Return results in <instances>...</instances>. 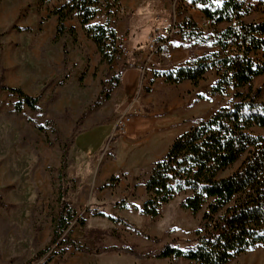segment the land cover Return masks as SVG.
I'll list each match as a JSON object with an SVG mask.
<instances>
[{
    "label": "rangeland",
    "instance_id": "obj_1",
    "mask_svg": "<svg viewBox=\"0 0 264 264\" xmlns=\"http://www.w3.org/2000/svg\"><path fill=\"white\" fill-rule=\"evenodd\" d=\"M65 1L47 0L40 5V0H0V78L8 87L39 97L37 112L24 107L17 113L13 108L17 98L0 92V198L4 205L0 206V264H26L48 246L58 209L61 147L69 141L72 143L64 171L66 200L78 218L85 221L83 227L76 222L70 225L67 232L74 240L91 249L133 247L141 254L176 240V246L185 250L193 245L201 214L192 215L181 209L184 196L179 195L161 207L158 218L142 216L140 210L146 199L143 181L176 138L190 132L218 109L230 107L233 91L228 90L225 96L212 95L217 77L211 71L197 86L193 101L189 97L190 89L178 85L160 83L151 92L149 81L157 66H150L149 56L144 52L152 51L150 38L156 32L163 36L162 29H168L173 23L177 26L190 19L205 34L211 33L210 25L193 8L192 0H120L115 6L112 0L102 1L95 23L107 24L114 30L118 27L119 33L123 31L128 36L132 34L131 27L136 30L133 42L142 36L135 48L122 47L113 71L105 65L101 69L102 65L95 62L97 53L93 55L86 46H75L77 40L75 43L70 36L54 39L57 18L49 13ZM245 2L251 7L245 20L264 21V0ZM64 26L74 28L76 38L83 36V40H88L75 19L66 20ZM222 28L224 25L218 27ZM171 36L167 40L170 45L191 48L183 56L184 63L187 57L193 59L212 51L205 45L182 39L176 32ZM64 46L68 52L66 64L62 63ZM82 56L87 64L83 73L78 67ZM126 63L129 67H140L143 77L133 95V105L128 101L118 104L115 94L118 89H115L108 101L93 107L101 82L108 76H121ZM157 64H161L159 60ZM92 65L96 66L90 83L87 76ZM258 88L264 100V77L252 81L251 89ZM191 89L195 87L191 85ZM82 116V123L78 125ZM122 116H127L129 122L120 133L115 129ZM47 121L53 123L56 134L50 130L43 133L35 127ZM127 128L129 132L125 134ZM116 133L123 141L111 139ZM147 138L135 152L130 147L133 139L139 143ZM112 178L115 181L111 187L99 190ZM86 207L95 214L82 211ZM108 215L124 219L158 242L137 235L123 224L111 223L105 217ZM48 256L32 264H42ZM48 264L194 263L180 258L140 261L111 252L100 256L68 253L63 259L55 258ZM227 264H264V246L250 249Z\"/></svg>",
    "mask_w": 264,
    "mask_h": 264
},
{
    "label": "trees",
    "instance_id": "obj_2",
    "mask_svg": "<svg viewBox=\"0 0 264 264\" xmlns=\"http://www.w3.org/2000/svg\"><path fill=\"white\" fill-rule=\"evenodd\" d=\"M47 0H40V5ZM107 0H66L59 9L49 15L57 18L55 37L68 35L76 43L74 28H66V20L75 19L86 38L93 43L99 55V64L109 69L122 54V45L114 29L107 24L95 23L101 2ZM118 5L120 0H112ZM209 23L210 34L198 31L190 19L176 26V33L212 51L196 56L183 65L166 71L152 72L150 85L161 78L168 85L189 82L197 87L208 72H215L212 95L225 96L233 91L230 107L218 109L210 118L200 122L190 132L176 138L164 156L154 163L143 181L145 201L140 214L152 220L160 215L162 206L182 195L181 209L192 215L201 214L199 229L193 245L185 250L176 246V240L161 249L141 254L133 247H97L81 245L69 234L72 223L80 227L85 221L78 218L72 205L66 200L64 171L72 141L61 147L58 175V209L53 221L48 246L38 252L26 264L49 255L42 264L53 259H63L66 254L82 253L100 256L121 253L136 260L183 259L194 264H227L240 254L264 246V100L261 88L252 90L254 79L264 77V21L247 22L245 17L251 7L245 0H192ZM107 9L109 7L106 6ZM110 15V11H107ZM224 28L218 29L219 26ZM26 30V29H25ZM166 51L165 48H161ZM67 49L63 47L62 63H67ZM120 75L108 76L100 84V94L93 107L110 99L112 91L120 85ZM246 89V91H240ZM0 92L15 96L14 111L24 107L37 112L39 97L25 95L20 89L6 86L0 78ZM83 116L77 121L82 123ZM35 127L46 133L56 134L52 122ZM116 133L111 139L118 138ZM55 140L61 144L60 140ZM49 145H52L49 143ZM114 178L105 182L99 190L111 187ZM0 206H4L0 198ZM85 213L95 214L90 207ZM101 217L103 213L97 214ZM111 223L123 224L137 235L151 242H158L142 234L122 218L105 216Z\"/></svg>",
    "mask_w": 264,
    "mask_h": 264
},
{
    "label": "crops",
    "instance_id": "obj_3",
    "mask_svg": "<svg viewBox=\"0 0 264 264\" xmlns=\"http://www.w3.org/2000/svg\"><path fill=\"white\" fill-rule=\"evenodd\" d=\"M224 27H225V25H224ZM129 29H130V31H132L131 36L122 34L123 31H121V33H119L118 27L115 28V32H116V34H117V36L119 38V41H120L122 47L123 48L124 47H128L129 49H132V48H135L136 46H138V44L141 43V40H142L141 37L142 36L138 37L133 42V40H131V39L136 34V30L132 29L131 27H129ZM162 31H163V29H162ZM82 37L83 36H81V38H80V36H77V44L75 46H78V45L79 46L80 45L86 46L87 48L90 49L89 51L93 55H95L97 53V51H96V48L93 45V43L91 41H89V40H83ZM171 37L172 36L168 37V39L171 38ZM177 37L179 38V36H177ZM151 38L152 39L155 38V39H158V40L159 39H164L157 32ZM151 38H150V41H151ZM167 40H165V47L164 48L166 49V53L170 54V56H171L169 61L166 60V59H163L158 54L157 55L154 54L153 51H150L147 54H146V52H144V54L146 56H149L148 60H149L150 66H153V65L157 66V68L153 69V71H160V70L161 71H166L168 69L183 65L184 64V61H183L184 54H186V53L191 51V48H188V47H180V48L179 47H174V46L170 45L171 43L169 44L167 42ZM149 47H150V45H149ZM145 55H142V56H145ZM83 59H84V57L82 56L80 58V63L78 65V67H80V70H82L81 73L84 72V69L87 66L86 62H84ZM158 60L160 61L161 64H157ZM95 62L99 63V55H98V53L95 55ZM75 65L77 66V63H75ZM95 66L96 65H92L91 68L88 70L87 81L90 82V83L93 81V77L92 76H93V73H94ZM126 66L127 67H125L124 71L121 73L120 85L118 86V88H116V90L118 89L117 92L115 93L116 94V100H117L118 104H121V103H124L125 101H128V102H130L133 105L134 100H135V97H133V95L138 91L137 89L139 88V83H141V81L143 80V77L141 78V76H140V70H141L140 67L139 68L138 67H129V64H127V63H126ZM102 67H103V65L100 66L101 69H102ZM105 68L108 69L106 66H105ZM112 68H113V71H114V63H113ZM144 81H146V79H144ZM95 82L98 83V80L95 79ZM160 83H165V82L161 78L155 79L153 84H152V87H151V92H153L154 88L157 85H159ZM84 84H86V80H85ZM178 86H182V87H184V89L185 88L186 89H190V94L191 95L189 97H191L190 100L193 101L192 97L197 95V92H196V88L197 87H195V89H191V84L189 82H183V83L179 84ZM128 129L129 128L126 129V133L125 134H128V132H129ZM118 138L120 140L119 142L123 141V140H121L123 138H120V136ZM147 140H148V138L145 141H141L139 143H136V141L133 139L131 141V146L130 147L135 152L138 148H140L142 145H144L147 142ZM131 148H130V150H131ZM118 155L119 154H118V149H117V156ZM147 156H148V154H147Z\"/></svg>",
    "mask_w": 264,
    "mask_h": 264
},
{
    "label": "built area",
    "instance_id": "obj_4",
    "mask_svg": "<svg viewBox=\"0 0 264 264\" xmlns=\"http://www.w3.org/2000/svg\"><path fill=\"white\" fill-rule=\"evenodd\" d=\"M177 31L176 25L173 23L171 26H169L168 29H164L162 31L163 38L161 41H157L155 38H151V43H150V49L154 52V54H158L161 57H165L167 60H170L171 56L170 54L166 53V51H162L161 48L165 47V40L168 39L172 34H174ZM187 61H191L190 57H187ZM129 122V119L127 116H122L117 120L116 123V131L117 132H123L125 128L127 127Z\"/></svg>",
    "mask_w": 264,
    "mask_h": 264
}]
</instances>
